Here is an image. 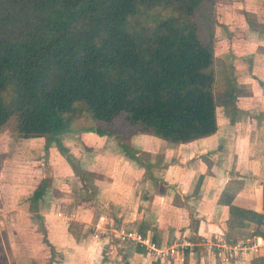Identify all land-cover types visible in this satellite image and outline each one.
<instances>
[{
  "label": "crops",
  "instance_id": "0c3cea01",
  "mask_svg": "<svg viewBox=\"0 0 264 264\" xmlns=\"http://www.w3.org/2000/svg\"><path fill=\"white\" fill-rule=\"evenodd\" d=\"M211 6L216 132L174 144L139 131L121 138L117 130L73 129L58 136L63 152L44 137L26 139L25 159L0 171V218L11 227L31 225V233L36 222L29 217L42 219L41 240L63 264H201L197 259L211 255L203 238L233 243L231 237L241 241L247 230L262 234L264 0H215ZM42 181L48 185L34 207L31 197ZM224 193L234 195L240 210L262 214L259 227L230 211L220 201ZM241 221L245 226L236 224ZM123 229L163 249L183 241L190 247L183 255L155 258L144 245L120 240ZM240 264H264V247Z\"/></svg>",
  "mask_w": 264,
  "mask_h": 264
},
{
  "label": "trees",
  "instance_id": "16d2710c",
  "mask_svg": "<svg viewBox=\"0 0 264 264\" xmlns=\"http://www.w3.org/2000/svg\"><path fill=\"white\" fill-rule=\"evenodd\" d=\"M203 1L0 0V132L47 136L63 152L58 136L87 112L109 127L122 116L174 144L215 133L213 53L192 19ZM159 6L178 15L146 23ZM47 185L33 192L34 207ZM233 199L224 193L220 201L258 228L263 215Z\"/></svg>",
  "mask_w": 264,
  "mask_h": 264
},
{
  "label": "rangeland",
  "instance_id": "374dc122",
  "mask_svg": "<svg viewBox=\"0 0 264 264\" xmlns=\"http://www.w3.org/2000/svg\"><path fill=\"white\" fill-rule=\"evenodd\" d=\"M211 5L212 4H210V1L208 0L203 1L201 8L192 16V19L198 25V33H199L200 39L206 44H208L209 46H210L211 32L208 31V29H210V23L207 19V16H208L207 10H209V8H212ZM177 15H178V12L173 10L171 7L159 6L155 8L154 10L150 11L147 17L144 16L146 17V20L144 21L148 24H153L157 20L170 17V16L176 17ZM97 125H101V127H104L107 129L117 130L121 138L124 137V135H127L129 131H132V132L138 131L135 126H131V125L123 123L122 116L118 117V119L116 120V122L114 123L112 127H109L103 123L94 121L90 117V114L87 112H84L81 116H78V115L75 116L72 122V129L80 130L85 127L97 126ZM144 133H147V132H144ZM39 137H44L46 141L48 140L47 136H39ZM31 138H36V137H22L19 134L10 132L8 130H4L3 132H0V171L2 169V166H10V168H12V167H15V165L18 164L17 162L21 161L22 158L23 160L25 159L24 158L25 155L22 156V150H26L27 147H29L26 143V139H31ZM44 138H43V141H44ZM21 141H22V145H21L22 148H20V145L18 144V142H21ZM55 145H56V142H55ZM56 148H57V145H56ZM11 208L12 206H8L7 204L6 209L8 210ZM3 218L4 217L0 218V264H3V262L5 261L7 262V264H63L62 261L58 260L60 258V255L57 252L53 253L54 255L53 257H51L48 246H46V244L42 242L43 239L41 240L43 236V227H44L43 226L44 222L42 224V219H38V218L36 219L34 215L29 217L30 219L32 218L36 222V224H33V228L35 229L34 233H31V230L28 229L29 226L31 225L24 223L23 226L27 228H21L22 226L17 227L16 224L14 226L12 225L11 227L9 222L6 221V217L4 219ZM72 227H75V226H72ZM19 228L21 229V231H19L20 230ZM34 236H38V239H36ZM251 236H252L251 233L249 232V230H247L244 232V235H242L241 238L242 240H244ZM34 239H36L35 242L40 243L39 244L41 248L40 250H38L39 247L38 249L34 248L35 242H33V244H30V242H27V241H33ZM230 241L234 243V242H239L240 240L231 237ZM22 242L24 243V245L26 244L28 246H24ZM35 245H38V244L35 243ZM32 248H34V250H30ZM197 254L200 256L202 252L197 253ZM211 255H207L206 257H203L205 258V261L204 259H197L198 260L197 262L201 264L211 263L212 260H210V257L214 259V256H215V255L214 256L213 255L211 256ZM50 257L52 261L49 263ZM216 258L213 261L214 264L215 263L221 264L220 261L218 260L216 261ZM109 262H111V264L112 263L118 264L117 262L121 263L122 261L121 259H118V260L115 259L112 261L110 260Z\"/></svg>",
  "mask_w": 264,
  "mask_h": 264
},
{
  "label": "built area",
  "instance_id": "2783aa9c",
  "mask_svg": "<svg viewBox=\"0 0 264 264\" xmlns=\"http://www.w3.org/2000/svg\"><path fill=\"white\" fill-rule=\"evenodd\" d=\"M61 215V213H59ZM119 239L122 241H132L145 246V251L155 258H163L169 255H183V250L190 247L187 241L176 244L167 249L160 248L154 242L146 241L141 233L132 229H123L119 231ZM200 243L207 252L215 255L221 264H240L241 261L249 256L259 253L264 247V222L262 225V234L251 236L239 242L231 243L223 237L212 239L203 238ZM180 250V251H179Z\"/></svg>",
  "mask_w": 264,
  "mask_h": 264
}]
</instances>
